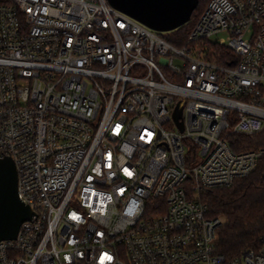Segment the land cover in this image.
Instances as JSON below:
<instances>
[{
    "label": "built area",
    "instance_id": "built-area-1",
    "mask_svg": "<svg viewBox=\"0 0 264 264\" xmlns=\"http://www.w3.org/2000/svg\"><path fill=\"white\" fill-rule=\"evenodd\" d=\"M166 32L108 0H0V159L34 211L0 264H264V235L219 252L200 199L264 157L230 143L264 130V0H210L182 44Z\"/></svg>",
    "mask_w": 264,
    "mask_h": 264
},
{
    "label": "trees",
    "instance_id": "trees-1",
    "mask_svg": "<svg viewBox=\"0 0 264 264\" xmlns=\"http://www.w3.org/2000/svg\"><path fill=\"white\" fill-rule=\"evenodd\" d=\"M210 0H200L193 12L192 20L181 27L166 32L165 36L176 44L188 38L194 21L205 9ZM221 53L211 57L213 60L234 58V52L225 45L212 44ZM230 143L235 151L259 149L264 147V130L256 135L232 134ZM200 199L209 207L210 216H224L218 229V250L227 259L233 258L245 249L258 248L264 235V157L248 176L236 179L228 187L204 189Z\"/></svg>",
    "mask_w": 264,
    "mask_h": 264
},
{
    "label": "water",
    "instance_id": "water-1",
    "mask_svg": "<svg viewBox=\"0 0 264 264\" xmlns=\"http://www.w3.org/2000/svg\"><path fill=\"white\" fill-rule=\"evenodd\" d=\"M117 9L131 15L150 28L172 31L186 24L192 18L200 0H108ZM182 102L174 118L181 129L183 123ZM19 177L12 157L0 159V242L15 239L21 225L34 214L31 206L19 197Z\"/></svg>",
    "mask_w": 264,
    "mask_h": 264
},
{
    "label": "rangeland",
    "instance_id": "rangeland-1",
    "mask_svg": "<svg viewBox=\"0 0 264 264\" xmlns=\"http://www.w3.org/2000/svg\"><path fill=\"white\" fill-rule=\"evenodd\" d=\"M227 33L226 32H219L218 34H215L211 37L212 42H218L220 41L221 38L226 37ZM222 216V215H221ZM224 218V216H222ZM225 220V218H224Z\"/></svg>",
    "mask_w": 264,
    "mask_h": 264
}]
</instances>
